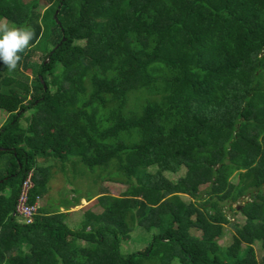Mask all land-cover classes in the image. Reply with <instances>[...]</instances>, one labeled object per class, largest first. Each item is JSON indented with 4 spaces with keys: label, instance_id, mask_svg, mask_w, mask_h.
<instances>
[{
    "label": "trees",
    "instance_id": "16d2710c",
    "mask_svg": "<svg viewBox=\"0 0 264 264\" xmlns=\"http://www.w3.org/2000/svg\"><path fill=\"white\" fill-rule=\"evenodd\" d=\"M0 19V94L24 102L0 124V264H264V0H0ZM56 160L126 188L76 228L43 206L25 223L21 182L41 198Z\"/></svg>",
    "mask_w": 264,
    "mask_h": 264
},
{
    "label": "rangeland",
    "instance_id": "374dc122",
    "mask_svg": "<svg viewBox=\"0 0 264 264\" xmlns=\"http://www.w3.org/2000/svg\"><path fill=\"white\" fill-rule=\"evenodd\" d=\"M5 25V20L0 19V28L4 27ZM38 54L39 52H36V54L31 57V60H38ZM28 74L31 76V70H28ZM13 101H16V103L14 104ZM23 104L24 102L20 100L18 94L12 96L0 94V124L8 119L9 111H19ZM29 111L30 110H28L26 113H29ZM189 159H191V157ZM52 163H54L52 168L54 172L51 173V175L49 174L51 179L49 180L50 182H48V191L39 202L41 203L43 201L45 203V207L52 211L59 210L60 205H63L64 208H68L70 205L80 202V204L77 206L69 207L71 210H77L74 211L75 213L71 216V220H69L71 223L75 221L78 222L76 225H71L73 228L78 227L82 218V213L85 211V209H95L94 204L96 202V197L98 196L97 191L99 188L103 186L110 194L115 196L122 194L126 188V186L120 182H113L103 179L106 176V173L101 172L99 168H96L95 170L93 169L90 172L82 165L74 167L71 165V163L67 162L65 166H63V163L59 160H56V162L52 161ZM157 171L158 169L156 166H151L149 168V172L152 174L156 173ZM184 172L185 168L181 167L176 173L165 172L164 174L172 181H179L182 184L180 194L183 198L189 199V196L185 192ZM228 178L233 182L237 179L235 174L229 176ZM81 196L84 199L81 200ZM88 197H91V199L86 200ZM242 203V201H239L232 204L235 209L227 211L228 217L233 222H237L240 225L245 223V216L239 211L240 205ZM197 234H200V232H197ZM232 235V228L229 225H226L224 229V235L219 239V243L222 246L230 244L232 241ZM150 237V227H137V229L131 233L129 240L121 241L120 247L122 253L126 255L132 250L146 249L148 247ZM244 248L245 247L242 249ZM254 248L257 258H263L264 248L261 247L259 243H255Z\"/></svg>",
    "mask_w": 264,
    "mask_h": 264
},
{
    "label": "built area",
    "instance_id": "2783aa9c",
    "mask_svg": "<svg viewBox=\"0 0 264 264\" xmlns=\"http://www.w3.org/2000/svg\"><path fill=\"white\" fill-rule=\"evenodd\" d=\"M32 174V170H30L23 178L15 206V212L25 223H29L33 220L40 201V197L37 196L33 202H29L30 190L33 186Z\"/></svg>",
    "mask_w": 264,
    "mask_h": 264
},
{
    "label": "crops",
    "instance_id": "0c3cea01",
    "mask_svg": "<svg viewBox=\"0 0 264 264\" xmlns=\"http://www.w3.org/2000/svg\"><path fill=\"white\" fill-rule=\"evenodd\" d=\"M37 161H40V158L39 159H37ZM48 163H52V161H49ZM53 166H54V163L52 164V167H51V170H50V175H51V173H53L54 172V170H52V168H53ZM51 179V177L49 176V180ZM50 182V181H49ZM46 194V193H45ZM44 194V195H45ZM43 195V196H44ZM43 196L40 198V200L43 198ZM81 198V200L82 199H84L82 196L80 197ZM39 206H43L44 208H46L47 209V211H52V210H48V208L47 207H45V203L42 201L41 203L39 202ZM80 204V202H78V203H76L75 205H70L69 207H73V206H77V205H79ZM59 210L60 211H68V214H67V217H66V222H67V224L69 225V227H71V228H73L71 225H76L78 222H73V223H71L69 220H71L70 218H71V216L75 213L74 211H77V210H71V209H69L68 208V210H65V208H64V206L63 205H60V208H59ZM74 228H76V227H74Z\"/></svg>",
    "mask_w": 264,
    "mask_h": 264
},
{
    "label": "water",
    "instance_id": "95a60500",
    "mask_svg": "<svg viewBox=\"0 0 264 264\" xmlns=\"http://www.w3.org/2000/svg\"><path fill=\"white\" fill-rule=\"evenodd\" d=\"M57 12H58V9L55 11L54 18H55V20L58 22L57 15H56ZM62 39H64V37H63ZM42 83H43V81H42ZM44 88H45V86H44Z\"/></svg>",
    "mask_w": 264,
    "mask_h": 264
}]
</instances>
